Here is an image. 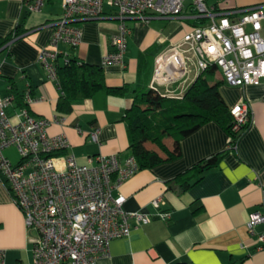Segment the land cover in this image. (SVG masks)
I'll return each instance as SVG.
<instances>
[{
    "label": "crops",
    "instance_id": "1",
    "mask_svg": "<svg viewBox=\"0 0 264 264\" xmlns=\"http://www.w3.org/2000/svg\"><path fill=\"white\" fill-rule=\"evenodd\" d=\"M25 1L0 0V36L14 31L26 15L24 33L0 50V94H14V83L28 104L19 106L14 94L15 100L8 109L11 118L26 108L32 115L48 119L47 133L65 135L70 143L66 152L74 153L81 163L89 156L117 153L124 159L132 155L124 116L133 103L134 90L149 87L155 58L203 20L192 17L193 8L187 9V16L181 19H127L132 32L125 67L102 65L119 22L108 15L111 8L106 5L102 18L80 22L82 40L78 46L60 44L59 49L86 63L101 65L109 86H127L131 91L125 95L98 92L73 102L70 111H60L57 106L63 97L62 89L47 77L39 54L49 45L53 21L63 12V0H48L43 9L31 13L26 11ZM208 1L216 4L215 0ZM263 2L223 0L216 5L226 10ZM215 75L222 78L218 72ZM181 87L170 86L167 97L185 90L187 84ZM220 91L229 108L244 100L252 110V121L241 132L235 148H230L229 132L216 121L204 123L178 143L166 137L164 144L171 151L176 149L178 155L141 168L114 191V196L126 197V210L148 212L154 218L135 226L127 237L112 240L109 253L99 257L96 264H264V249L258 248V234L264 231V224L256 226L254 233L247 227L250 213L264 211V80L245 86L226 85L223 80ZM94 130L96 141L90 135ZM223 151L226 153L218 165L200 180L184 188L176 179L196 163L212 161ZM157 197H161L160 209L169 212V218L156 216L159 210L152 200ZM34 234L26 228L22 211L0 179V249L5 252V264L31 261L30 237Z\"/></svg>",
    "mask_w": 264,
    "mask_h": 264
},
{
    "label": "built area",
    "instance_id": "2",
    "mask_svg": "<svg viewBox=\"0 0 264 264\" xmlns=\"http://www.w3.org/2000/svg\"><path fill=\"white\" fill-rule=\"evenodd\" d=\"M47 1L26 0V11H40ZM215 1L219 4L223 0ZM216 4L208 0H63V12L53 21L49 45L41 49L39 61L47 77L58 83L60 59L70 57L59 45L78 46L82 40L80 22L102 18L108 5V15L119 22L102 65L125 67L132 32L127 19H181L193 8L192 17L203 21L155 58L149 88L167 96L170 86L187 84L188 89L201 72L214 68L232 86L261 83L264 2L226 10ZM180 90L174 97H183L185 90ZM26 97L30 102V92ZM14 100L13 93L0 94V179L22 211L26 228L35 233L30 237L33 247L28 264H96L109 253L112 240L127 237L135 226L154 218L148 212L126 210V197L114 196L115 189L141 167L133 155L122 159L117 153L89 156L85 163L79 162L74 153L66 152L70 143L65 135L47 133L48 119L34 116L26 108L11 118L8 109ZM229 109L231 131L238 135L252 121L251 107L238 100ZM90 135L97 140L96 130ZM9 148H15L16 162L5 154ZM161 203V197L152 200L159 210L156 216L167 219L170 213L160 209ZM261 224L264 211L249 214L250 233ZM258 242V248L264 249V231L258 234ZM0 264H5L2 249Z\"/></svg>",
    "mask_w": 264,
    "mask_h": 264
},
{
    "label": "trees",
    "instance_id": "3",
    "mask_svg": "<svg viewBox=\"0 0 264 264\" xmlns=\"http://www.w3.org/2000/svg\"><path fill=\"white\" fill-rule=\"evenodd\" d=\"M25 21L26 15L14 31L6 36H0V50L7 47L11 40L24 33ZM215 74V68L201 72L181 98L163 96L145 86L134 90L133 103L126 110L124 119L128 125L131 154L136 158L141 168L152 167L175 158L178 155L177 150L168 149L164 144V139L172 137L178 143L182 137L194 132L208 121H216L221 124L230 134V148H235L241 133L236 135L231 131L232 115L220 91L223 79L216 77ZM58 85L63 92V97L57 106L60 111H70L73 102L93 97L98 92L125 95L131 91L127 86H109L101 65L89 64L74 56H70L58 64ZM12 89L16 95L17 104L28 106L14 83ZM156 148L163 151L164 155ZM64 152L65 150L54 154ZM225 153L226 151L218 153L212 161L196 163L176 179L182 182L183 187L186 188L200 180L208 170L216 167ZM175 264L191 263L179 262Z\"/></svg>",
    "mask_w": 264,
    "mask_h": 264
},
{
    "label": "rangeland",
    "instance_id": "4",
    "mask_svg": "<svg viewBox=\"0 0 264 264\" xmlns=\"http://www.w3.org/2000/svg\"><path fill=\"white\" fill-rule=\"evenodd\" d=\"M227 85V83H226ZM229 85V84H228ZM5 154L12 160V161H17L18 160V154L14 148H9L5 150Z\"/></svg>",
    "mask_w": 264,
    "mask_h": 264
}]
</instances>
